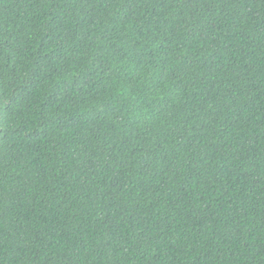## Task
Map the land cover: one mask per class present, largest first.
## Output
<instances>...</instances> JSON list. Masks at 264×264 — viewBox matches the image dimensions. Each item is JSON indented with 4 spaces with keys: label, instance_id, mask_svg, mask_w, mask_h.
<instances>
[{
    "label": "trees",
    "instance_id": "obj_1",
    "mask_svg": "<svg viewBox=\"0 0 264 264\" xmlns=\"http://www.w3.org/2000/svg\"><path fill=\"white\" fill-rule=\"evenodd\" d=\"M0 264H264V0H0Z\"/></svg>",
    "mask_w": 264,
    "mask_h": 264
}]
</instances>
